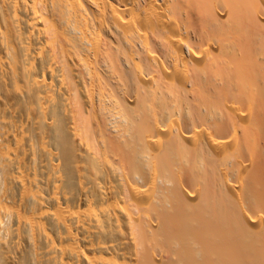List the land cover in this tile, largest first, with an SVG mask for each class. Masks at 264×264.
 I'll use <instances>...</instances> for the list:
<instances>
[{"label":"bare ground","instance_id":"1","mask_svg":"<svg viewBox=\"0 0 264 264\" xmlns=\"http://www.w3.org/2000/svg\"><path fill=\"white\" fill-rule=\"evenodd\" d=\"M0 264H264V0H0Z\"/></svg>","mask_w":264,"mask_h":264}]
</instances>
